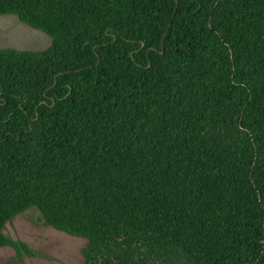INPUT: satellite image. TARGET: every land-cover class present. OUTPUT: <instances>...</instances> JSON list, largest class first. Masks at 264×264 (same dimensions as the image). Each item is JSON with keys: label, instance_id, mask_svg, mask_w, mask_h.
<instances>
[{"label": "trees", "instance_id": "trees-1", "mask_svg": "<svg viewBox=\"0 0 264 264\" xmlns=\"http://www.w3.org/2000/svg\"><path fill=\"white\" fill-rule=\"evenodd\" d=\"M6 14L51 43L0 47V247L36 208L82 264H264V0Z\"/></svg>", "mask_w": 264, "mask_h": 264}, {"label": "rangeland", "instance_id": "rangeland-1", "mask_svg": "<svg viewBox=\"0 0 264 264\" xmlns=\"http://www.w3.org/2000/svg\"><path fill=\"white\" fill-rule=\"evenodd\" d=\"M51 38L44 32L22 23L14 14L0 15V47L43 49ZM5 233L25 241L31 254L15 258L10 246L0 247V263L13 264H82L81 249L86 239L45 226L41 212L36 208L18 214L7 225Z\"/></svg>", "mask_w": 264, "mask_h": 264}]
</instances>
